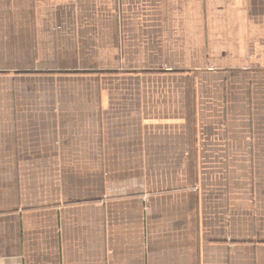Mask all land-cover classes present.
I'll return each mask as SVG.
<instances>
[{
  "label": "crops",
  "instance_id": "0c3cea01",
  "mask_svg": "<svg viewBox=\"0 0 264 264\" xmlns=\"http://www.w3.org/2000/svg\"><path fill=\"white\" fill-rule=\"evenodd\" d=\"M0 264H264V0H0Z\"/></svg>",
  "mask_w": 264,
  "mask_h": 264
}]
</instances>
